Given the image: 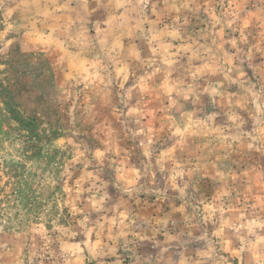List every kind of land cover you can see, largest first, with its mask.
Returning a JSON list of instances; mask_svg holds the SVG:
<instances>
[{"label":"rangeland","instance_id":"obj_1","mask_svg":"<svg viewBox=\"0 0 264 264\" xmlns=\"http://www.w3.org/2000/svg\"><path fill=\"white\" fill-rule=\"evenodd\" d=\"M10 64L47 116L0 147V264L264 262V0H0Z\"/></svg>","mask_w":264,"mask_h":264},{"label":"trees","instance_id":"obj_2","mask_svg":"<svg viewBox=\"0 0 264 264\" xmlns=\"http://www.w3.org/2000/svg\"><path fill=\"white\" fill-rule=\"evenodd\" d=\"M7 73L6 77L0 82L2 89L0 98H3V102L8 107L6 109H0V147L6 142L15 145L19 143L22 148L20 146L16 150L19 151L21 156L27 159L29 157H35L37 153H40V147H38L39 144L36 142H30V139L44 137L38 131L37 125L38 122H43L47 114H42L38 110H29L27 108L23 93L20 90L23 85V78H21L23 69L18 70L17 67L10 64ZM24 74L26 75L25 71ZM35 76L39 78V72H35ZM52 78L53 76L51 75L50 79ZM17 89L18 92H16ZM25 91L27 96L28 88ZM14 123H18V125ZM10 182V179H8L6 184ZM11 183L12 185L14 184V188L12 191L5 192L3 195L6 205H10L11 198L14 199L15 197L18 202L20 201L24 214L30 215L33 213L37 218V214L41 208V204L38 201L39 192H37L36 188L32 189L27 184L28 180L21 178V174H17V178Z\"/></svg>","mask_w":264,"mask_h":264},{"label":"crops","instance_id":"obj_3","mask_svg":"<svg viewBox=\"0 0 264 264\" xmlns=\"http://www.w3.org/2000/svg\"><path fill=\"white\" fill-rule=\"evenodd\" d=\"M262 253H264V251ZM262 264H264V262Z\"/></svg>","mask_w":264,"mask_h":264}]
</instances>
